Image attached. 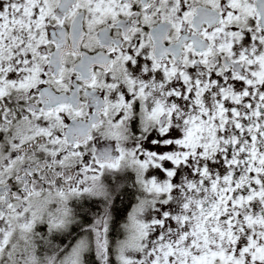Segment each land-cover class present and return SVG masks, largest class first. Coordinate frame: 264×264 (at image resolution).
<instances>
[{"label":"snow or ice","instance_id":"snow-or-ice-1","mask_svg":"<svg viewBox=\"0 0 264 264\" xmlns=\"http://www.w3.org/2000/svg\"><path fill=\"white\" fill-rule=\"evenodd\" d=\"M0 264H264V0H0Z\"/></svg>","mask_w":264,"mask_h":264}]
</instances>
